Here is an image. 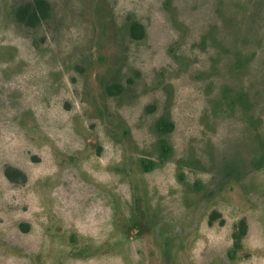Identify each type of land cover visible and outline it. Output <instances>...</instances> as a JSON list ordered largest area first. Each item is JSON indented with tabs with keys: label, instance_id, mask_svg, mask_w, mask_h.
<instances>
[{
	"label": "rangeland",
	"instance_id": "rangeland-1",
	"mask_svg": "<svg viewBox=\"0 0 264 264\" xmlns=\"http://www.w3.org/2000/svg\"><path fill=\"white\" fill-rule=\"evenodd\" d=\"M29 1L0 0V264H264V0H45L27 26Z\"/></svg>",
	"mask_w": 264,
	"mask_h": 264
},
{
	"label": "trees",
	"instance_id": "trees-1",
	"mask_svg": "<svg viewBox=\"0 0 264 264\" xmlns=\"http://www.w3.org/2000/svg\"><path fill=\"white\" fill-rule=\"evenodd\" d=\"M48 11V3L45 0H32L26 2L22 6L18 7L14 11V15L19 22L24 23L27 26H33L38 23L41 19L46 17V13ZM140 26L138 23H135L130 28V33L133 37L139 35ZM108 91L109 89L116 88L117 86H113L110 88L109 86L105 87ZM173 128V124L170 122L168 115H164L156 120L154 123V131L159 136L158 147H159V161L163 162L169 155L170 147L163 139V135L169 133ZM141 168L143 172H149L153 169L154 163L151 161L141 160L140 162ZM9 175V172H7ZM245 231L244 222H240L236 224L233 228V232L231 234L232 245L231 248L227 252V257L230 260H234L237 257L238 252L241 250V238Z\"/></svg>",
	"mask_w": 264,
	"mask_h": 264
}]
</instances>
